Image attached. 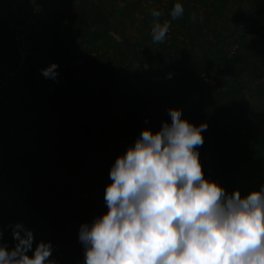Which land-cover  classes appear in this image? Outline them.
<instances>
[{"label":"trees","instance_id":"16d2710c","mask_svg":"<svg viewBox=\"0 0 264 264\" xmlns=\"http://www.w3.org/2000/svg\"><path fill=\"white\" fill-rule=\"evenodd\" d=\"M175 2L0 0V229L9 247L11 225L23 221L34 243L51 242L57 264L83 260L79 227L106 211L98 167L115 160L102 145L99 123L108 120L98 121L97 104L128 115L144 96L150 116L177 106L189 120L206 121L204 137L221 146L200 158L205 175L228 191L241 158L259 162L264 0H180L183 15L172 18ZM157 19L169 23L162 42L152 39ZM22 40L30 45L23 63ZM52 61L58 80L41 72ZM117 96L135 98L117 106ZM116 113L113 129L122 128ZM90 158L96 162L88 165Z\"/></svg>","mask_w":264,"mask_h":264},{"label":"clouds","instance_id":"9594fccd","mask_svg":"<svg viewBox=\"0 0 264 264\" xmlns=\"http://www.w3.org/2000/svg\"><path fill=\"white\" fill-rule=\"evenodd\" d=\"M183 12L176 0L170 16ZM168 30L157 19L153 41ZM41 72L58 80V62ZM168 115L160 128H143L111 164L106 211L79 227L80 264H264V183L242 194L206 176L199 147L207 122L189 120L177 106ZM11 229L12 247L0 229V264H57L50 241L34 243L23 221Z\"/></svg>","mask_w":264,"mask_h":264},{"label":"rangeland","instance_id":"374dc122","mask_svg":"<svg viewBox=\"0 0 264 264\" xmlns=\"http://www.w3.org/2000/svg\"><path fill=\"white\" fill-rule=\"evenodd\" d=\"M43 25L42 30L46 31V28L48 26V19L42 20ZM40 31V30H39ZM50 33V31H48ZM47 34V31L45 32V35ZM43 35V36H45ZM215 74V70L212 69L208 72V74L205 77V80L209 82H214V79L212 76ZM119 97V100L117 101V106L119 105V102L122 99H131V104L134 102V96H117ZM61 98V97H60ZM141 100L139 98V102L141 103L140 105H135L138 106V111H135L133 113V107H131V111L128 115H126L124 112L123 113H116L114 111H111V109L107 108L105 105L102 104H97L95 106V109L93 112H96L97 117L100 116L101 119L98 118L99 120L102 119H107L110 121L112 118H109V116L113 117L116 115H120L121 117L118 119V123L122 126L117 127L115 129L112 128V123H109L108 121L101 122L99 123L100 130L98 131L100 133V138L103 139L102 145H106L108 148H110V153L114 152L115 153V158L116 156L125 151L128 144L134 142L135 138L138 136L140 131L145 128V127H151L153 130H156L162 126V122L165 120L170 121V116L168 115V111H164L162 109L154 108L153 109V114L148 115L146 114V110L144 109V96H141ZM162 103H166L168 100H161ZM129 102H127L128 104ZM158 105H160V101L158 102ZM117 111V109H115ZM187 117V116H185ZM126 118V120H125ZM147 121V123H145ZM106 123L108 124V128L101 131V127L106 126ZM111 125V126H110ZM99 138V139H100ZM221 146L220 142L214 141V139H208L204 137V143L199 147V152H200V158L201 159H208L211 158V151L219 149ZM257 151V149H256ZM103 157L106 158L108 157V153L103 154ZM248 158V157H247ZM247 158H241L238 161V177L236 178V181H238V184L236 185V188H239L242 192V194H246L248 191L254 189V188H259L261 183H264V153L260 155V160L256 164V166H252V159H247ZM108 160H103V163L99 165L97 171L98 178L95 180H99L102 182V187L105 188L106 184L109 182V176L108 173L110 171L111 164L107 162ZM96 162V159L90 158L88 161V165L93 164ZM207 166H210V163H206ZM86 170H87V165H86ZM228 177L230 175L226 174ZM235 181V180H234ZM231 182V181H230ZM233 182V180H232ZM243 183V184H242ZM232 185V184H231ZM232 186L229 187L231 189Z\"/></svg>","mask_w":264,"mask_h":264},{"label":"built area","instance_id":"2783aa9c","mask_svg":"<svg viewBox=\"0 0 264 264\" xmlns=\"http://www.w3.org/2000/svg\"><path fill=\"white\" fill-rule=\"evenodd\" d=\"M22 50H21V63H23L27 53L30 51V45L25 40H22Z\"/></svg>","mask_w":264,"mask_h":264}]
</instances>
